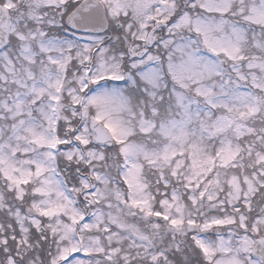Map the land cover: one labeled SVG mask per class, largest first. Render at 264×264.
Masks as SVG:
<instances>
[{"label": "snow or ice", "instance_id": "obj_1", "mask_svg": "<svg viewBox=\"0 0 264 264\" xmlns=\"http://www.w3.org/2000/svg\"><path fill=\"white\" fill-rule=\"evenodd\" d=\"M0 264H264V0H0Z\"/></svg>", "mask_w": 264, "mask_h": 264}]
</instances>
